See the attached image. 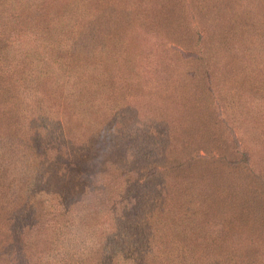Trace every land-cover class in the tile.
Returning <instances> with one entry per match:
<instances>
[{"label":"rangeland","instance_id":"obj_1","mask_svg":"<svg viewBox=\"0 0 264 264\" xmlns=\"http://www.w3.org/2000/svg\"><path fill=\"white\" fill-rule=\"evenodd\" d=\"M39 257L264 264V0H0V264Z\"/></svg>","mask_w":264,"mask_h":264},{"label":"trees","instance_id":"obj_2","mask_svg":"<svg viewBox=\"0 0 264 264\" xmlns=\"http://www.w3.org/2000/svg\"><path fill=\"white\" fill-rule=\"evenodd\" d=\"M169 66H170V63H169V62H166L165 65H164L160 70H159V68L157 69V67H156L155 70H156V72L163 74L166 70H168ZM208 70H209V69H208ZM208 70L206 69V70L203 72V75L206 77V78L204 77L205 80H206L204 86H205L207 92H211V91H212V79H211V76L209 75ZM167 120H168L169 125H170L171 127L175 125V123H174V119H173V118H168ZM159 124H162V123H159ZM156 133L159 135V134H161V131L157 128ZM174 133H175V132H172V134H174ZM165 136H166V135H165ZM165 136H164V137H165ZM172 136H174V135L168 136V138H166V140H164V141H166V142L169 144L170 139H171ZM164 137H163V138H164ZM164 141H163V142H164ZM162 147H163V148L166 147L165 142L163 143V146H162ZM77 161H78V158L75 157V158H74V166L77 165ZM59 162H60V164H62V163L64 162V160L60 159ZM156 172H157V170L154 171V172L152 173V175H154ZM67 203H68L69 205H70V204H73L72 202H67ZM76 204H77V203H76ZM186 242H187V241H186L185 238L180 240L181 245H186ZM214 243H215V240L212 239V240H211V244L213 245ZM182 248H184V247L179 248V250L182 249ZM179 253H180V252H179ZM159 254H160V255H159L160 260H163L164 257H165V254H166V253L163 254L162 252L159 251ZM43 260H44V259H42V257H39V258L37 259V264H42V261H43ZM44 264H49V263H44ZM169 264H172V263L170 262Z\"/></svg>","mask_w":264,"mask_h":264}]
</instances>
